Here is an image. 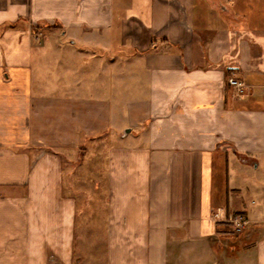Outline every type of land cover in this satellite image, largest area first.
<instances>
[{"label": "crops", "instance_id": "0c3cea01", "mask_svg": "<svg viewBox=\"0 0 264 264\" xmlns=\"http://www.w3.org/2000/svg\"><path fill=\"white\" fill-rule=\"evenodd\" d=\"M0 264H264V0H0Z\"/></svg>", "mask_w": 264, "mask_h": 264}, {"label": "built area", "instance_id": "2783aa9c", "mask_svg": "<svg viewBox=\"0 0 264 264\" xmlns=\"http://www.w3.org/2000/svg\"><path fill=\"white\" fill-rule=\"evenodd\" d=\"M229 82L232 86L238 89L239 93H244L245 88H246L244 83L238 80H234V79H231ZM233 223L235 225V228H237L238 231H242L246 229V227H248L249 225V221L243 216H238L237 218H235L233 220Z\"/></svg>", "mask_w": 264, "mask_h": 264}, {"label": "rangeland", "instance_id": "374dc122", "mask_svg": "<svg viewBox=\"0 0 264 264\" xmlns=\"http://www.w3.org/2000/svg\"><path fill=\"white\" fill-rule=\"evenodd\" d=\"M100 154H102L101 152H100ZM101 158H104V157H101ZM105 159H108V156H107V154H106V156H105ZM94 178H97V177H94ZM98 184V183H97ZM96 184V185H97ZM91 186V188L93 187V189L95 190V184H92V185H90ZM108 187L109 185L106 183V184H104L101 188L102 189H104V187ZM102 191V190H101ZM101 191L100 192H98V194H96L97 196H101L102 195V193H103V191H102V193H101ZM92 194H94V193H92V192H88V193H86L84 196L86 197V198H88V201H91L92 200ZM105 194L107 195L108 194V191L106 190L105 191ZM100 201L98 202L97 200H96V203H95V207H99L98 205L100 204L101 205V201H103V200H101V199H99ZM106 200V199H105ZM104 200V201H105ZM249 202H251V201H249ZM232 224V228L230 229V231L231 232H233V233H235V234H237V235H240V234H242L246 229H247V227H246V229H244V230H242V231H238L237 230V228H235V225H234V223L232 222L231 223Z\"/></svg>", "mask_w": 264, "mask_h": 264}, {"label": "water", "instance_id": "95a60500", "mask_svg": "<svg viewBox=\"0 0 264 264\" xmlns=\"http://www.w3.org/2000/svg\"><path fill=\"white\" fill-rule=\"evenodd\" d=\"M129 132V131H128Z\"/></svg>", "mask_w": 264, "mask_h": 264}]
</instances>
